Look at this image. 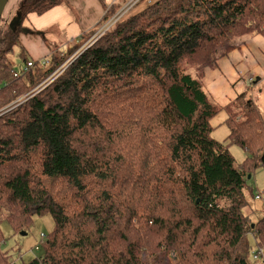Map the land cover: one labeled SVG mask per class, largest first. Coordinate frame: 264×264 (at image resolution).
Returning <instances> with one entry per match:
<instances>
[{
	"label": "trees",
	"instance_id": "trees-1",
	"mask_svg": "<svg viewBox=\"0 0 264 264\" xmlns=\"http://www.w3.org/2000/svg\"><path fill=\"white\" fill-rule=\"evenodd\" d=\"M70 1L22 0L14 30L0 25V264H16L1 224L16 234L45 214L42 253L20 264H248L249 236L264 259V216L252 222L245 198L264 167L263 117L250 96L219 106L201 85L246 35L264 36V0L134 11L140 0L99 33L117 0L83 43L43 61L21 49L31 66L14 70L26 16ZM220 111L224 143L211 136ZM232 145L246 153L239 164Z\"/></svg>",
	"mask_w": 264,
	"mask_h": 264
},
{
	"label": "rangeland",
	"instance_id": "rangeland-1",
	"mask_svg": "<svg viewBox=\"0 0 264 264\" xmlns=\"http://www.w3.org/2000/svg\"><path fill=\"white\" fill-rule=\"evenodd\" d=\"M21 1L8 0L2 12L3 19L0 24L2 28L8 27V23L14 17L13 15H15L17 6ZM146 1L142 0L138 3L134 11L144 6ZM71 2L73 1L56 6L40 16L36 14L26 16L20 27L18 42L7 55L14 70L18 72L25 68V63H22L19 57L21 49L25 50L28 59L43 61L49 60L52 54L60 56L78 41L79 43L84 42L85 39L80 40V36L83 33H81L82 27L88 19L92 21L94 15L92 18L90 17L91 11L88 8L71 7L73 16L77 17V21L73 23L74 27L67 31V28L71 25L69 24L71 19L69 15L61 10L64 6L72 4ZM44 26L45 28H42ZM73 28L76 29L75 34L72 33L74 31ZM27 30L29 33L26 32ZM95 38L96 34L90 38V42ZM84 47L85 45L81 49ZM11 72L15 75L14 71ZM249 78H252L255 84H250ZM258 78L260 80L257 81L256 79ZM201 85L209 100L219 106L224 105L242 93L250 96L258 107L264 121V36L246 35L241 40L240 47L237 50L232 51L228 56L222 57L218 61V67L208 69L205 72ZM225 118L226 113L220 111L211 120V125L214 127L211 136L223 143L227 142L225 138L229 133ZM230 152L234 156L236 164L241 163L246 157V153L235 145L230 147ZM257 193L262 198L255 199L254 196ZM245 198L249 204L246 213L250 214L252 222L262 218L264 216V167L257 168L253 176H250L247 180ZM1 226L6 238L2 249L8 250L12 260L16 264H20L41 255L40 234L47 235L52 231L53 219L49 214L34 216L32 225L24 230V234H21V231L14 234L6 222H3ZM249 243L252 247L249 250L248 264H264L262 257L259 259L252 257V251L256 247L253 245L254 242L251 236H249ZM37 245L41 246L40 249L34 250Z\"/></svg>",
	"mask_w": 264,
	"mask_h": 264
},
{
	"label": "crops",
	"instance_id": "crops-1",
	"mask_svg": "<svg viewBox=\"0 0 264 264\" xmlns=\"http://www.w3.org/2000/svg\"><path fill=\"white\" fill-rule=\"evenodd\" d=\"M73 2H71L72 4H68V6H64V8L61 10L63 11L65 14L69 15L70 16V19H71V22L69 24H71L68 28H67V31L74 27L73 23L77 21V17L73 16V13H72V10H71V7H79L80 9H89L91 11L90 13V17L92 18L93 15H94V19L91 21V19H88V21L84 24V26L82 27V32L84 31H87L91 28H93L94 26H96V24L98 23V21L100 20V18L102 17L103 13H104V9H105V5L106 3L109 1V0H106L104 3H102L101 0H72ZM111 2L114 1V0H110ZM63 5V4H61ZM59 6V5H58ZM56 7V6H55ZM54 8V7H53ZM52 9V8H51ZM50 9V10H51ZM49 11V10H48ZM47 11V12H48ZM47 12H45L44 14H46ZM30 14H34V13H29L28 16ZM37 15V14H36ZM43 15V14H42ZM40 16V15H38ZM54 22V21H53ZM30 23L32 24L33 26V23L30 21ZM55 24V23H54ZM61 26V25H60ZM34 27V26H33ZM35 28V27H34ZM42 28H45L42 27ZM85 28V29H83ZM73 34H75L76 32V29L73 28ZM27 33H29V31L27 30L26 31ZM37 56H41V55H37ZM37 58V57H36ZM260 80V79H258ZM263 253H264V250H263ZM264 262V261H263Z\"/></svg>",
	"mask_w": 264,
	"mask_h": 264
},
{
	"label": "built area",
	"instance_id": "built-area-1",
	"mask_svg": "<svg viewBox=\"0 0 264 264\" xmlns=\"http://www.w3.org/2000/svg\"><path fill=\"white\" fill-rule=\"evenodd\" d=\"M140 0H127L122 6L121 8L116 11L109 19H107L103 25L101 26L99 33L101 31L106 30L107 28H109L115 21H117L118 19H120L121 17H123L126 13H128ZM112 6V3H107L106 4V9L109 10ZM105 13V12H104ZM97 36V34H96ZM31 66V62H29L27 64V67ZM26 67V68H27ZM26 68H24L23 70H26ZM16 75V72H15ZM262 198L261 195L259 193H257L255 195V199H260Z\"/></svg>",
	"mask_w": 264,
	"mask_h": 264
},
{
	"label": "water",
	"instance_id": "water-1",
	"mask_svg": "<svg viewBox=\"0 0 264 264\" xmlns=\"http://www.w3.org/2000/svg\"><path fill=\"white\" fill-rule=\"evenodd\" d=\"M8 0H0V21H1V16H2V12L5 8V5L7 4ZM14 17L11 18V22L8 23V27L11 28L12 30H14V27L18 24L19 20H20V15L18 14V12L15 13V15H13ZM259 79V78H258ZM256 79V80H258ZM248 178H250V176H248ZM24 231H21V234H24L23 233Z\"/></svg>",
	"mask_w": 264,
	"mask_h": 264
},
{
	"label": "clouds",
	"instance_id": "clouds-1",
	"mask_svg": "<svg viewBox=\"0 0 264 264\" xmlns=\"http://www.w3.org/2000/svg\"><path fill=\"white\" fill-rule=\"evenodd\" d=\"M116 1H117V0H114V1L111 2V1L109 0L107 3H112V4H113V2L115 3ZM148 2H150V0H149ZM107 3H106V4H107ZM104 10H105V9H104ZM249 79H250V81H249L250 84H251V83L255 84V83L253 82V79H252V78H249ZM257 81H258V80H257Z\"/></svg>",
	"mask_w": 264,
	"mask_h": 264
}]
</instances>
